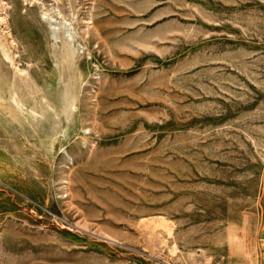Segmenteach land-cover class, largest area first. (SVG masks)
Masks as SVG:
<instances>
[{
  "label": "rangeland",
  "instance_id": "374dc122",
  "mask_svg": "<svg viewBox=\"0 0 264 264\" xmlns=\"http://www.w3.org/2000/svg\"><path fill=\"white\" fill-rule=\"evenodd\" d=\"M0 17V264H264V0Z\"/></svg>",
  "mask_w": 264,
  "mask_h": 264
},
{
  "label": "bare ground",
  "instance_id": "6f19581e",
  "mask_svg": "<svg viewBox=\"0 0 264 264\" xmlns=\"http://www.w3.org/2000/svg\"><path fill=\"white\" fill-rule=\"evenodd\" d=\"M1 21H3V18L2 17H0V22ZM4 22V21H3ZM67 31V30H66ZM58 35H56V37H57ZM5 38V37H4ZM5 48V47H4ZM1 49V48H0ZM2 54L4 55V57H5V59H8V60H10V56H9V54L6 52V51H4L3 49H2ZM11 62V61H10Z\"/></svg>",
  "mask_w": 264,
  "mask_h": 264
}]
</instances>
